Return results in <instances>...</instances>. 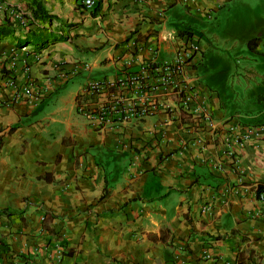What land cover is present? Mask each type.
<instances>
[{
  "label": "crops",
  "instance_id": "obj_1",
  "mask_svg": "<svg viewBox=\"0 0 264 264\" xmlns=\"http://www.w3.org/2000/svg\"><path fill=\"white\" fill-rule=\"evenodd\" d=\"M82 1L30 0L64 40L16 49L0 76V264H264V0ZM251 12L253 32L233 24ZM255 38L228 99L210 47ZM176 59L198 113L159 86L158 109L119 126L79 115L89 83Z\"/></svg>",
  "mask_w": 264,
  "mask_h": 264
},
{
  "label": "built area",
  "instance_id": "obj_2",
  "mask_svg": "<svg viewBox=\"0 0 264 264\" xmlns=\"http://www.w3.org/2000/svg\"><path fill=\"white\" fill-rule=\"evenodd\" d=\"M93 0H83L82 6L86 9L92 8ZM5 12L14 20L21 18V15L12 9H3L0 0V13ZM183 63L180 59L157 66L155 63L146 62L139 72L130 74L114 84L109 85L104 82L89 83L83 90V95L88 96L89 106L84 102L78 107V113L84 117L91 128L97 131L110 126H119L131 118L149 115L158 109L156 103L148 98H144L146 93L151 94L159 86H171L177 93L179 102L183 107L192 112L198 113L194 105V97L190 87H180L179 80L183 75ZM148 79H154L152 84H148ZM12 84V83H11ZM110 90V91H109ZM24 95L32 94L28 89L23 90ZM122 94H125L124 97ZM127 102L125 103V101ZM141 100V101H140ZM204 121H208V116H203ZM264 127L260 125L253 129L254 131ZM250 136L253 135L249 131ZM249 135L240 136L241 144ZM242 145V144H241ZM258 199L264 203V190L258 191Z\"/></svg>",
  "mask_w": 264,
  "mask_h": 264
},
{
  "label": "rangeland",
  "instance_id": "obj_3",
  "mask_svg": "<svg viewBox=\"0 0 264 264\" xmlns=\"http://www.w3.org/2000/svg\"><path fill=\"white\" fill-rule=\"evenodd\" d=\"M30 0H1V5L3 9H12L17 11L21 16L24 15H30L29 12V5H30ZM251 4H254V1L250 2ZM4 13V12H3ZM2 15V13H0ZM247 17L246 20V16ZM245 17H237L235 21H233L234 25H246L247 23V32L249 33L252 31L255 27L254 25V19L257 18L256 14L254 12H251L250 14L247 13ZM42 25L48 29H53L54 26H51L50 24H46L42 22ZM202 28L205 29V36L210 37V35L213 33V29L210 27L209 24H205L202 26ZM253 32V31H252ZM251 32V33H252ZM230 41L232 42L234 39L232 37H229ZM224 39H221V41L218 42L219 45L217 46H212L210 47V52L208 54V57L210 59V67L215 71L217 69L218 73L222 72L221 75H228L227 80L223 81H210L211 84L214 86H217L219 88V91H223L225 88V94L228 97V99H231L232 95L231 92L233 91H238L237 83L236 81L232 80L231 77L233 75L232 67L233 66H238V63H235L236 61V56L239 55V62L240 64L243 62V58L246 53V44L245 45H239V47L236 49V51H230L228 50L229 44H224ZM224 45H226L227 48H225V53L223 52L222 49H224ZM217 47V48H216ZM16 48L14 47L13 43H11L8 39H0V76H6L9 73V70L7 69L11 63H16L19 61L17 58V55L14 54V51ZM24 50V49H23ZM226 59V61L224 60ZM220 62L222 64H219L215 68V63ZM215 68V69H214ZM216 72V71H215ZM217 84H220L218 86ZM258 96H256L257 98Z\"/></svg>",
  "mask_w": 264,
  "mask_h": 264
},
{
  "label": "trees",
  "instance_id": "obj_4",
  "mask_svg": "<svg viewBox=\"0 0 264 264\" xmlns=\"http://www.w3.org/2000/svg\"><path fill=\"white\" fill-rule=\"evenodd\" d=\"M100 8V1L95 8V11L92 13L95 16ZM31 11V15H22L18 20H14L10 16H8L5 12L0 15V39H8L11 43H13L16 49H20L22 47L32 46L28 51L34 52L39 46L47 41V40H59L62 41L64 38L62 34H59L58 38H55L54 31L47 30L45 28L39 27L37 25V21L40 22H49L53 21L45 10L43 9L40 3H31L29 5V12ZM258 39H251L247 42V48L249 51L253 52L258 46ZM260 123L261 121H257ZM262 190L261 187H258V191ZM107 195L103 194V197ZM5 213L0 212V216ZM69 255L71 253H68Z\"/></svg>",
  "mask_w": 264,
  "mask_h": 264
}]
</instances>
